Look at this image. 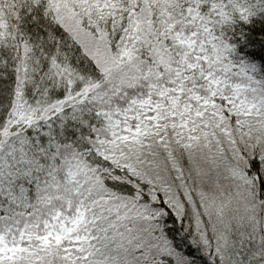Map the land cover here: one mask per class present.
Returning a JSON list of instances; mask_svg holds the SVG:
<instances>
[{"label":"snow or ice","instance_id":"obj_1","mask_svg":"<svg viewBox=\"0 0 264 264\" xmlns=\"http://www.w3.org/2000/svg\"><path fill=\"white\" fill-rule=\"evenodd\" d=\"M0 264H264V0H0Z\"/></svg>","mask_w":264,"mask_h":264}]
</instances>
